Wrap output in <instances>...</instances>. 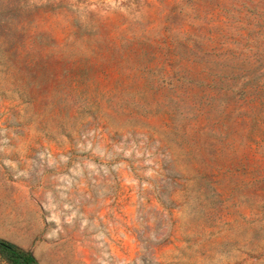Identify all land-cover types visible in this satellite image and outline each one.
Returning a JSON list of instances; mask_svg holds the SVG:
<instances>
[{
    "label": "rangeland",
    "instance_id": "1",
    "mask_svg": "<svg viewBox=\"0 0 264 264\" xmlns=\"http://www.w3.org/2000/svg\"><path fill=\"white\" fill-rule=\"evenodd\" d=\"M0 237L264 264V0H0Z\"/></svg>",
    "mask_w": 264,
    "mask_h": 264
},
{
    "label": "trees",
    "instance_id": "2",
    "mask_svg": "<svg viewBox=\"0 0 264 264\" xmlns=\"http://www.w3.org/2000/svg\"><path fill=\"white\" fill-rule=\"evenodd\" d=\"M0 264H41L30 250L0 237Z\"/></svg>",
    "mask_w": 264,
    "mask_h": 264
}]
</instances>
